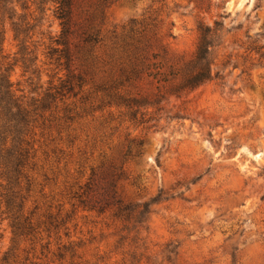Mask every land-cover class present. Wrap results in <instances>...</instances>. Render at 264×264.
<instances>
[{
  "label": "rangeland",
  "instance_id": "obj_1",
  "mask_svg": "<svg viewBox=\"0 0 264 264\" xmlns=\"http://www.w3.org/2000/svg\"><path fill=\"white\" fill-rule=\"evenodd\" d=\"M210 1V8L204 5L202 10L189 0H106L101 7L98 26L103 42L96 54L102 57L113 37L136 24L155 31L171 53L188 58L195 50L200 22H217L213 77L179 100L165 98L160 111L149 110L152 122L147 125L127 122L110 130L118 121L114 111L115 121L102 129L104 112L103 117L97 113L75 123L69 132L71 139L75 137L71 145L58 140L48 145L45 138H37L26 210L38 207L34 216L41 218L61 207L62 214L71 216L66 225L70 239L64 230L50 238L41 232L33 245H24L20 258L28 259L25 264H122L130 260L134 247V264H264V59L259 58L264 54V0ZM90 3L94 0L83 9ZM58 31V22L46 12L36 31L40 42L35 68L40 74L33 79L23 73L6 24L2 49L16 88H27L28 78L36 82L41 76L40 84L50 79L53 66L47 65L44 53L48 38ZM131 141L141 143V155L125 161L115 191L123 205L149 206L145 230H139L137 238H146L150 253L141 242H131L134 232L120 240L126 234L110 212L78 207L69 195L76 182L87 178L88 168L103 158L119 166ZM10 238L8 221L0 213V259ZM69 241L79 249L74 259L67 255L59 261L54 257L57 244ZM155 253L158 257L146 263Z\"/></svg>",
  "mask_w": 264,
  "mask_h": 264
},
{
  "label": "trees",
  "instance_id": "obj_2",
  "mask_svg": "<svg viewBox=\"0 0 264 264\" xmlns=\"http://www.w3.org/2000/svg\"><path fill=\"white\" fill-rule=\"evenodd\" d=\"M86 1L0 0V213L6 217L11 234L0 264H25L28 259L23 262L20 258L25 253L23 247L26 243L33 245L41 232L50 238L64 230V237L70 239L66 225L71 216L67 212L62 214L61 207L55 214L47 212L41 216L43 220L34 216L38 207L26 210L32 187L29 168L35 158L37 138H45L48 145L56 140L71 145L75 141L69 133L74 131L71 127L97 113L103 117L104 112L107 117L100 123L102 129L115 121L114 111L118 121L110 130H117L127 122L135 127L147 125L152 122L149 110L160 111L157 108L165 98L179 100L213 77L211 53L218 37L217 22L213 26L200 22L196 47L188 58L171 53L155 31L136 24L113 37L102 57L96 54V49L103 42L98 22L106 0H94L85 10L83 4L89 0ZM189 2L198 10L204 5L211 6L210 0ZM48 11L59 26L58 34L48 38L49 45L45 47L47 65L53 66L50 79L40 84L41 76L36 82L28 78L27 88H16L10 80L12 65L3 55L5 26L13 34L15 56L20 59L23 73L36 79L35 74H40L35 68V51L40 42L35 40L36 31H40ZM259 58L264 59V54H259ZM99 73L103 75L96 80ZM133 142L124 151L119 166L103 158L98 166L88 168L87 178L83 183L76 182L71 187L75 191L70 190L69 195L78 207L98 214L110 212L112 219L121 224L120 232L126 234L120 240L134 232L131 242H141L144 252H149L146 238H137L139 230H145L143 224L147 222L149 206L123 205L115 191L125 161L141 155V143ZM54 150L57 151L53 149V153ZM78 174L84 179V174ZM77 249L79 245L74 242H59L54 257L64 261L68 255L72 260ZM137 250L134 247L130 260L122 264H134ZM157 257L156 253L150 254L146 263Z\"/></svg>",
  "mask_w": 264,
  "mask_h": 264
}]
</instances>
